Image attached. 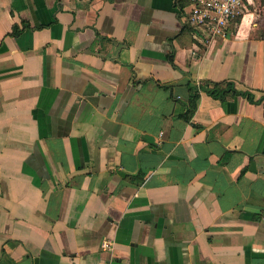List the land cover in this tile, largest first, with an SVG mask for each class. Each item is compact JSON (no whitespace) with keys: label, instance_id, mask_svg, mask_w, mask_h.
<instances>
[{"label":"crops","instance_id":"crops-1","mask_svg":"<svg viewBox=\"0 0 264 264\" xmlns=\"http://www.w3.org/2000/svg\"><path fill=\"white\" fill-rule=\"evenodd\" d=\"M186 2L0 0V264H264V27Z\"/></svg>","mask_w":264,"mask_h":264},{"label":"built area","instance_id":"built-area-1","mask_svg":"<svg viewBox=\"0 0 264 264\" xmlns=\"http://www.w3.org/2000/svg\"><path fill=\"white\" fill-rule=\"evenodd\" d=\"M189 21L198 33L210 44L216 38L226 39L231 27L241 18L251 17L252 25H257L260 13L264 10V0H188ZM105 248H111L109 239L103 241Z\"/></svg>","mask_w":264,"mask_h":264},{"label":"trees","instance_id":"trees-1","mask_svg":"<svg viewBox=\"0 0 264 264\" xmlns=\"http://www.w3.org/2000/svg\"><path fill=\"white\" fill-rule=\"evenodd\" d=\"M182 8L184 7L187 8L189 10V1L188 3L186 2L185 4H181L180 5ZM21 31V26L18 23H15L13 26V31L12 34H18ZM169 61L173 64V66H176L174 63V54L171 53L169 54ZM203 88L209 92L211 95L217 97V98H221L223 99L224 96L226 95V93H228L231 90H234V87L228 83L226 87H223L222 85H216L215 87H208V86H203ZM199 97V90L198 89H192L191 94H190V98H189V104H188V110L186 112V117L190 118L192 117V115L194 114V110L196 108L197 105V98Z\"/></svg>","mask_w":264,"mask_h":264},{"label":"rangeland","instance_id":"rangeland-1","mask_svg":"<svg viewBox=\"0 0 264 264\" xmlns=\"http://www.w3.org/2000/svg\"><path fill=\"white\" fill-rule=\"evenodd\" d=\"M259 22L261 23L260 27H264V10L260 13Z\"/></svg>","mask_w":264,"mask_h":264}]
</instances>
